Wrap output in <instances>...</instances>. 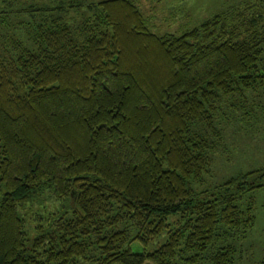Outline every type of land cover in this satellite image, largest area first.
Wrapping results in <instances>:
<instances>
[{
    "label": "trees",
    "instance_id": "obj_1",
    "mask_svg": "<svg viewBox=\"0 0 264 264\" xmlns=\"http://www.w3.org/2000/svg\"><path fill=\"white\" fill-rule=\"evenodd\" d=\"M244 117L264 0L162 34L135 0H0V264H235L264 166L205 180Z\"/></svg>",
    "mask_w": 264,
    "mask_h": 264
},
{
    "label": "rangeland",
    "instance_id": "obj_2",
    "mask_svg": "<svg viewBox=\"0 0 264 264\" xmlns=\"http://www.w3.org/2000/svg\"><path fill=\"white\" fill-rule=\"evenodd\" d=\"M17 5L34 3L53 5L58 0H9ZM145 15L148 28L156 34L164 32L180 33L185 28L196 25L221 7L236 0H135ZM81 10L68 11L69 21L76 22ZM222 148L214 154L211 172L206 174L209 186L223 181L237 171L264 166V120L232 119L222 131ZM254 223L245 236L236 240L237 253L235 264H264V185L253 193ZM249 194L246 195L248 197ZM49 200V199H48ZM47 200V201H48ZM54 201V199L52 198ZM56 203V204H54ZM46 202L45 205L56 207L60 200ZM40 205H27L28 214H33ZM163 235V234H162ZM164 236V235H163ZM162 236L158 240H161ZM133 251L142 247L133 242Z\"/></svg>",
    "mask_w": 264,
    "mask_h": 264
}]
</instances>
